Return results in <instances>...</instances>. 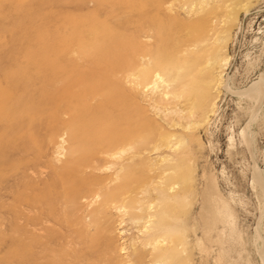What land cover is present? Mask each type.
I'll use <instances>...</instances> for the list:
<instances>
[{
    "label": "bare ground",
    "instance_id": "1",
    "mask_svg": "<svg viewBox=\"0 0 264 264\" xmlns=\"http://www.w3.org/2000/svg\"><path fill=\"white\" fill-rule=\"evenodd\" d=\"M62 1L0 0V14ZM68 1L73 12L43 19L33 40L0 52V179L18 172L5 192L22 220V248L34 239L29 227L42 230V208H60L71 264H194L200 245L187 239L230 228L228 203L213 186L196 199L188 166L195 150L207 152L198 133L223 90L244 93L225 73L242 1L184 0L185 20L172 14L173 0ZM80 1L91 3L83 13ZM161 83L158 95L146 93ZM263 89L248 99L258 103Z\"/></svg>",
    "mask_w": 264,
    "mask_h": 264
},
{
    "label": "rangeland",
    "instance_id": "2",
    "mask_svg": "<svg viewBox=\"0 0 264 264\" xmlns=\"http://www.w3.org/2000/svg\"><path fill=\"white\" fill-rule=\"evenodd\" d=\"M183 1L173 0L172 14L185 20L190 13H187ZM241 1L236 8L241 5L243 8L239 10V17L233 22L228 34L229 66L225 73L228 76L227 83L244 93L231 95L223 90L207 131L198 133L207 152L195 150L193 162L188 166L189 180L197 189L196 199L201 198L206 186H213L228 203L230 228L228 231L219 228L218 234H213L210 241L206 240L204 231H199L195 240L189 237L187 240L191 246L193 243L200 245L196 255L198 260L194 264H264V0ZM68 2H39L34 11L6 9L0 14V52H6L8 45L16 40H33L36 28L40 27L43 19L46 24L52 25L55 15L73 12L74 3ZM90 5V2L80 1L75 12L83 13ZM245 7L248 11L244 10ZM36 9L42 11L39 13ZM222 20L217 28L222 25ZM27 43L23 42L20 46L25 47L29 45ZM225 78L226 74L223 76ZM259 88L263 89L261 99L258 103L250 101V92ZM161 89L162 83L152 93L150 90L146 93L155 97ZM140 97L141 94L137 99ZM142 104L149 109L147 114L150 118L163 122L160 112L155 114L146 102ZM63 138L69 139L67 132ZM66 144H69V140L65 142V147ZM56 146L53 141L51 148L55 149ZM155 156L152 155L153 158ZM57 157L64 159L62 154ZM51 158L49 156L48 160L51 161ZM17 176L18 172L15 171L14 175L0 179V186L3 184L0 190L4 189L2 192H5L6 188L9 189L11 186L7 185H13L12 181ZM12 188L9 190L12 191ZM13 190V194L18 193ZM7 191L0 194V201L3 202L0 205V264H26V261L27 264H71L65 212L60 208L53 211L42 208L43 228L38 235H34L31 232L33 229L29 227L34 239L30 241L29 252L25 253L22 248V220L11 212L14 196ZM202 206L200 199L195 215L199 216L200 211H203ZM225 239L230 243L227 249L224 246ZM38 243L44 251L32 254L35 253L34 245L38 246ZM55 248L59 250L58 254L49 256V251Z\"/></svg>",
    "mask_w": 264,
    "mask_h": 264
}]
</instances>
